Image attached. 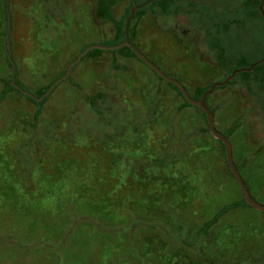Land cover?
I'll return each instance as SVG.
<instances>
[{"label": "rangeland", "instance_id": "374dc122", "mask_svg": "<svg viewBox=\"0 0 264 264\" xmlns=\"http://www.w3.org/2000/svg\"><path fill=\"white\" fill-rule=\"evenodd\" d=\"M51 1L0 0V79L13 68L17 81L0 98V264H264V214L250 206L196 233L242 194L219 142L201 131V113L181 107L145 63L111 51L81 59L33 118L39 104L25 95L61 78L84 46H113L112 24L94 21V0H56L66 4L63 15L49 11ZM240 2L180 0L182 13L172 18L148 12L134 45L189 94L221 82L204 18L241 24L218 36L231 72L264 54L261 18ZM126 5L114 8L116 19ZM242 72L209 94L208 107L216 106L221 133L242 120L229 138L233 161L264 206V94L249 92ZM119 159L122 171L113 173Z\"/></svg>", "mask_w": 264, "mask_h": 264}, {"label": "trees", "instance_id": "16d2710c", "mask_svg": "<svg viewBox=\"0 0 264 264\" xmlns=\"http://www.w3.org/2000/svg\"><path fill=\"white\" fill-rule=\"evenodd\" d=\"M124 1H127V5L124 6L123 12L121 13L120 17L118 19H116L114 16L113 10L117 5H119L120 3L124 2ZM145 1L146 0H94V10H93L94 21L99 23V24L105 23V22H110L113 26V36L110 40L111 42L108 45L114 46V45H117V44L124 41V24H125V19L129 15L130 8L132 7L133 4H141ZM263 2H264V0H241L240 6L238 9L246 11L247 13H250V14L253 13V14L260 16L261 22L264 26V18L261 16L260 10L258 9L259 5L262 4ZM50 3L51 4L48 3L49 11L56 12V14L59 13L62 5L59 2H57L56 0H53ZM188 3L190 5L191 2H187L186 4H188ZM179 4H180V0H152L151 3H149L148 5L136 10L135 14H134V16L130 22V25H129V39H130V41L134 44V39L137 35V23L148 12L152 15L158 14V15L165 17V18L176 17L182 13L181 12L182 7ZM263 10H264V5H263ZM190 12H192V10H190ZM201 20H202V18H201ZM196 21L198 22V20H196ZM197 24H198V28L200 26H202V27L206 26L204 29V35L206 34L205 35L206 41L209 42V43H207V47L209 48V51L212 54V59L215 61V63H218V65L222 68V70H225V75L223 77V79H224L227 75L230 74V72L234 68H229V65H228V63H230V54H229L230 49H229L228 45H226V46L221 45L222 43L220 42V40H219L220 38H218V36H220L221 38H224L225 35H227V34L229 35L230 29L232 28L233 25L240 26L241 24L239 22H235L234 20L224 19L222 14H221L220 20H216L214 17H210V18H206V19L204 18L203 23L200 26H199V22ZM88 46L89 45L84 46L80 50V52L83 51ZM226 47H228V48H226ZM109 51L116 53V54L120 53L124 57L137 58L136 55L133 53V51L126 46H123L122 48L117 49V50H109ZM103 52H105V50L91 49L81 59L91 58V59L95 60ZM263 57H264V54L261 57V59ZM242 74L247 76V78L244 79V84H246L247 90H249V92H252L253 95H256L258 98L261 97V94H264V62L259 63L258 65L254 66L252 71H249V72L244 71V72H242ZM158 78L162 80V78H160V77H158ZM1 81L3 82V87H2V90L0 92V98L5 96L7 93L12 92V91L17 89L14 86L15 83L17 84L15 73H14L13 82L11 80V75H10L9 79L1 80ZM230 83H232V79L229 80L225 85L221 86V88L229 85ZM167 84L173 90H175L176 93L182 98L183 102L181 104V107L192 106L182 97L181 93L179 92V90L176 86H174L168 82H167ZM211 85H212V83H209L207 86L195 85L193 88V92L190 94V96L195 100H199L202 97L203 92L208 90ZM49 86L50 85H48L43 90H39L35 94V96H36L35 98H33L29 95H25V97L30 102H32L34 104L35 103L39 104V108L36 109L33 113L34 119H36L38 117V115L40 113L41 105L46 100L45 96L41 100H37V98L41 97L44 94L45 90ZM216 88H219V87H216ZM253 88L256 90V92L253 91ZM208 98H209V95L206 98L207 105H208ZM261 99L264 101V96H262ZM93 100H96V97H94ZM214 107L215 108L209 107L213 113V116H214L215 111H216V106H214ZM263 107H264V105H263ZM196 109L201 113V115L203 116L204 121H205V127L201 128V131L202 132H209L208 127L206 125V116H205L204 112L202 110H200L198 107H196ZM262 112H264V110H262ZM257 113H258V111H257ZM241 123H242V120H240V119L231 122L230 125L228 126V128L226 129V131L223 132V134L227 138H230L233 135V133L237 129L240 128ZM217 141L219 142L221 149L223 151V154H224L223 144L219 140H217ZM117 146L121 147L120 144ZM113 148H115V147H113ZM121 162H122L121 159H119V162L116 160H113V165H114V172L113 173H116L117 170L121 173V171H122L121 170V167H122ZM244 163H245V160H242L241 166H244ZM235 165H236L237 170L240 172L241 168L237 164H235ZM226 172H227V174H229L233 178L227 164H226ZM245 184H246V182H245ZM246 186H247V184H246ZM247 188H248V186H247ZM240 206H248L246 204V202L244 201L243 197H241L240 200L232 201V202L224 204L221 208H219V210L215 214H213V216L211 218H209L208 220L203 222V224L197 229L196 233L207 235L208 230L214 224L217 223V221L219 220V218L221 216H223L225 213H227L231 210H234Z\"/></svg>", "mask_w": 264, "mask_h": 264}, {"label": "water", "instance_id": "95a60500", "mask_svg": "<svg viewBox=\"0 0 264 264\" xmlns=\"http://www.w3.org/2000/svg\"><path fill=\"white\" fill-rule=\"evenodd\" d=\"M152 0H146L145 2L141 3V4H133L132 7L129 10V15L127 16V18L125 19V24H124V41L114 45V46H99V45H91L86 47V49L84 51H82L78 57L70 64V66L67 68L65 74L59 78L56 82H54L47 90L46 92L39 98H37V100H41L44 96H46L51 89L60 81L66 79L69 75L70 72V68L77 63L79 60H81V58L86 55V53L91 50V49H102L105 51H109V50H117L122 48L123 46H126L128 48H130L133 53L136 55V57L143 63H145L158 77L162 78L163 80H165L166 82L176 86L179 90V92L181 93L182 97L190 104L193 106L198 107L200 110H202L206 116V125L208 127V131L209 133L216 138L217 140H219L223 146H224V158H225V162L230 170V173L232 174L241 194L242 197L244 199V201L246 202V204L254 209H256L257 211H260L262 213H264V206L258 202H256L251 194L249 193V190L245 184V182L243 181V179L240 176L239 171L236 168V165L233 161V156H232V144L229 140V138H227L223 133H221L220 131H218L215 127V121H214V116L212 111L210 110V108L207 105L206 102V98L209 94H211L214 89L216 87H221L223 85H225L229 80H231L237 73L241 72V71H252L254 66L258 65L259 63L264 62V57L260 60H258L257 62L253 63L252 65H250L248 68H244V69H238L235 70L233 72H231L229 75H227L225 77V79L221 82H216L213 83L210 88L206 91L203 92L202 97L199 100H195L193 99L190 94L187 92V90L185 89L184 85L177 79L172 78L166 74H164L153 62H151L149 59H147L139 50L138 48L130 41L129 39V25L130 22L135 14V11L148 5L149 3H151ZM263 5L264 2L262 4L259 5V10L261 12L262 17L264 18V10H263ZM9 16V15H8ZM9 31H10V26H9V22H8V32L6 33V43H7V53H8V57L10 58V45H9V40H8V36H9ZM11 80L13 82L14 80V70L12 68V73H11Z\"/></svg>", "mask_w": 264, "mask_h": 264}, {"label": "flooded vegetation", "instance_id": "af4514ba", "mask_svg": "<svg viewBox=\"0 0 264 264\" xmlns=\"http://www.w3.org/2000/svg\"><path fill=\"white\" fill-rule=\"evenodd\" d=\"M65 6H66V4H63V5L61 6V8H60V14H62V15H63L64 13L66 14V12H67V11L65 10Z\"/></svg>", "mask_w": 264, "mask_h": 264}]
</instances>
